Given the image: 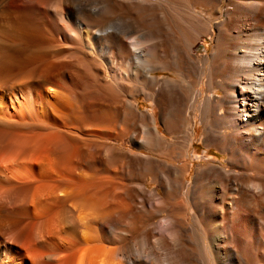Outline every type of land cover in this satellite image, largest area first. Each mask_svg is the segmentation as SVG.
<instances>
[{
	"label": "bare ground",
	"instance_id": "1",
	"mask_svg": "<svg viewBox=\"0 0 264 264\" xmlns=\"http://www.w3.org/2000/svg\"><path fill=\"white\" fill-rule=\"evenodd\" d=\"M0 264H264V0H0Z\"/></svg>",
	"mask_w": 264,
	"mask_h": 264
},
{
	"label": "rangeland",
	"instance_id": "2",
	"mask_svg": "<svg viewBox=\"0 0 264 264\" xmlns=\"http://www.w3.org/2000/svg\"><path fill=\"white\" fill-rule=\"evenodd\" d=\"M208 10V8H207ZM206 10V11H207ZM208 12V11H207ZM214 47V41L213 37L210 35H201L196 38L194 43L190 46V53L195 57V58H203L205 56H209ZM163 63H165L164 68L162 69H156L153 74L158 78V79H163L164 77H171L172 79L175 80V83L179 86L182 87L181 77L178 75V71H176L174 66L169 63V57L165 55L162 58ZM169 65V66H168ZM173 67V68H172ZM176 73H175V72ZM172 73V74H171ZM201 89L203 93L206 91V86L202 85ZM209 95L211 96H219L221 95V90L217 87L213 88L211 92H208ZM136 100L138 102V107L141 110L148 111L152 115L156 116V126L158 130L163 131L161 127V121L159 120V114H158V109L156 107H153V103L149 102L148 100L145 99L143 95H137ZM220 111L217 110L215 113H219ZM196 122L194 124L195 131L193 132L192 136V144L189 146L188 149V155L191 159L192 166L191 168H195L198 165H202L205 163H213L217 165H221L223 168L227 167L228 164V158L227 155H225L222 151L213 148V147H205L204 143L202 142V127L199 125V121L196 119ZM197 125V126H196ZM133 147L131 142L127 140L125 142V147L124 148H131ZM137 149V148H136ZM135 149V150H136ZM140 151L141 153H148V151L145 148H139L137 151ZM210 160V161H209ZM209 161V162H208ZM189 177V176H187ZM188 179V178H187ZM147 187L148 188H154L156 185L154 183H151V179H148Z\"/></svg>",
	"mask_w": 264,
	"mask_h": 264
}]
</instances>
